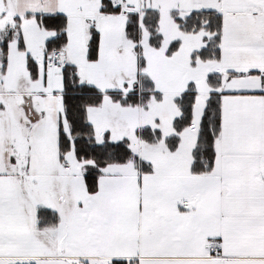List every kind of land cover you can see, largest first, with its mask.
Instances as JSON below:
<instances>
[{"label": "snow or ice", "instance_id": "snow-or-ice-1", "mask_svg": "<svg viewBox=\"0 0 264 264\" xmlns=\"http://www.w3.org/2000/svg\"><path fill=\"white\" fill-rule=\"evenodd\" d=\"M0 264H264V0H0Z\"/></svg>", "mask_w": 264, "mask_h": 264}]
</instances>
